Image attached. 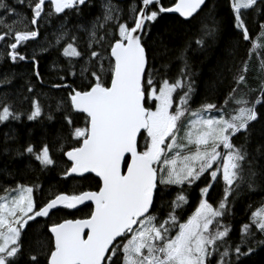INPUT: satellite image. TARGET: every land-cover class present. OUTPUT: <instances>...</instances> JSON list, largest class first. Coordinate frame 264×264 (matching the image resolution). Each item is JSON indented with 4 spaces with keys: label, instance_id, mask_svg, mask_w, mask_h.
I'll list each match as a JSON object with an SVG mask.
<instances>
[{
    "label": "snow or ice",
    "instance_id": "snow-or-ice-1",
    "mask_svg": "<svg viewBox=\"0 0 264 264\" xmlns=\"http://www.w3.org/2000/svg\"><path fill=\"white\" fill-rule=\"evenodd\" d=\"M23 7L30 28L18 31ZM96 7V0H0V41L12 65L0 75L22 82L13 103H0V127L19 125L3 132L0 156L22 162L32 178L13 189L20 195L11 206L0 203V264H248L264 252V209L252 213L237 241L227 239L222 221L242 185L264 187V73L251 100L233 87L248 85L244 49L250 24L264 32V0H128L127 7L102 0L101 11L89 15ZM242 9L251 10V21ZM170 14L196 28V38L177 43ZM41 28L57 39L29 52L25 45ZM189 51L210 65L203 95V69L193 71ZM172 53L183 61L174 82L164 78ZM49 56L50 70L41 73L40 59ZM16 101L29 108L18 112ZM232 103L238 108L228 117ZM31 123L40 126L38 139ZM132 125L134 151H123L117 167L100 159L101 140L113 134L115 157ZM185 125L183 147L194 151L178 163L172 153ZM18 175L0 167L10 183ZM45 176L53 177L50 191ZM90 177L94 188L80 183ZM221 181L214 207L207 198ZM70 182L67 194L62 186ZM193 186L198 207L189 215ZM29 230L44 242L40 249L25 244Z\"/></svg>",
    "mask_w": 264,
    "mask_h": 264
},
{
    "label": "trees",
    "instance_id": "trees-1",
    "mask_svg": "<svg viewBox=\"0 0 264 264\" xmlns=\"http://www.w3.org/2000/svg\"><path fill=\"white\" fill-rule=\"evenodd\" d=\"M102 3V0H96L97 7L96 9H93L89 12V15H92L94 13H99L101 11L100 4ZM121 4L124 7L128 6V0H121ZM133 6H135V0H133ZM243 13L246 14V19H249L251 21L252 19V13L251 10L242 9ZM224 18L227 19V12L224 14ZM171 19H169L166 23L168 24L169 28H171L177 35V43L184 41L187 38L186 34H191L192 38L195 37V33L197 31L196 28H192L191 26L181 25L177 22V18L174 15H170ZM30 17V12L27 7H23L19 13H18V20L17 23L14 24V28L18 31H25L29 30L30 24L28 23V18ZM251 27V34H250V42H246V49L244 51H247L248 55L246 59L249 61L251 58V47L252 44L258 39L259 35L261 34V30L259 27L255 24H250ZM2 34V33H0ZM57 39L56 35H54L53 30L51 28L44 30L41 28L40 35L36 38V40L28 41L25 45V47L28 49L29 52L31 51H40L43 47H47L48 45L55 42ZM84 40H87V37L83 38ZM4 42V41H3ZM9 41L8 43H10ZM5 43V42H4ZM6 44V43H5ZM6 44L5 46H7ZM217 53L209 52L208 56H216ZM7 56V52L4 48L0 51V73L7 72L8 69L12 68V65L10 63L5 62V58ZM188 56L190 57V64L193 69V71H199L203 69V76L198 78V90L203 95L206 92L205 85L203 83L204 80L207 79L208 73H209V67L207 63H202L205 61V56L203 54H197L189 51ZM262 61H264V50L260 53ZM50 60L51 57H46L43 59H40L39 62V70L41 73H47L50 70ZM163 63L167 65V68L165 69V76L164 78H168L170 82H174L176 79L180 78V71L183 68V61L179 58H177L176 53L168 54L164 57ZM158 67L160 65H157ZM264 66V63H263ZM23 70L27 71L30 69L31 65H22L21 66ZM260 72L254 74V78L250 80H259ZM250 83V81H249ZM22 87L21 81H13L12 83H5L4 82V76L0 75V103L3 104H10L13 103L14 97H16L20 89ZM233 87L236 88V85L233 84ZM252 89V88H251ZM250 89V92H251ZM253 93L251 94V99H253L255 96H257L259 93L257 89L252 90ZM179 92V90H178ZM178 93H174V95H177ZM250 95V94H249ZM247 96V95H246ZM42 99V97H41ZM197 100L200 99V97H196ZM215 102V101H214ZM220 103H224L223 99L220 101ZM15 106L19 111H26L29 108L28 104H24L21 106L18 101H16ZM26 124L29 122L25 121ZM31 127H34L36 129V137L34 139H38L39 137V130L40 126L37 123H31ZM11 127H19V125L12 121L8 125V127H0V140L3 138V132L8 131ZM261 163H264L262 161ZM0 167H7L12 173H17L19 171V175L15 178L14 183H10L12 181L13 177L9 176L7 178L0 177V196L4 195L6 192H9L13 190L14 188H18L21 184L24 186H30L31 181V175L30 173H27L23 170V164L19 160L12 159L11 157L6 156H0ZM54 175V174H53ZM42 180L44 182V186L46 189H49V184L52 182L53 177L52 176H45L42 177ZM73 183L70 182L65 187L66 193L70 194L71 189L73 187ZM80 183L91 185L93 188L95 187L96 180L92 177H90L88 180L80 181ZM203 186V184H201ZM222 187L223 184L220 182V184L215 185L209 193L208 201L213 204L214 207L217 206V200L222 195ZM242 191H240L239 195L235 198V203L233 206V211L230 216H226L222 223L226 224L230 228L229 237L227 239H230L231 241H237L240 236V230L243 224L250 223L251 222V216L252 213L256 212L258 209H260L264 205V187H257L255 191H250L245 185H242ZM50 191V189H49ZM191 195V201H192V207L190 209H186L189 215L194 214L195 208L198 207L197 200L199 198V189L195 186L190 190ZM88 209L84 208L81 212H76L75 216L77 218H80L84 216L87 213ZM64 213H59V217H63ZM68 218H71L69 216ZM186 218L183 222H186ZM57 219V216H53L52 220L53 222ZM212 231H215L216 226H211ZM24 241L26 245H30L33 249H40L42 244L44 243L41 239L37 238L34 233L29 230L28 233L24 236ZM248 264H264V252L260 253L257 256H254L251 258V260L248 261Z\"/></svg>",
    "mask_w": 264,
    "mask_h": 264
},
{
    "label": "rangeland",
    "instance_id": "rangeland-1",
    "mask_svg": "<svg viewBox=\"0 0 264 264\" xmlns=\"http://www.w3.org/2000/svg\"><path fill=\"white\" fill-rule=\"evenodd\" d=\"M240 2L242 3L243 0H240ZM263 50H264V32H261L258 39L252 44V47H251L252 53H251V58L249 59L250 69H249V76H248V78H250V79L254 78L255 72L256 73L260 72V74L264 73V66L262 63L261 56H260V53ZM0 51H1V48H0ZM250 79H248V85L247 86H236V93L235 94L237 96H239L243 99L251 100V94L253 93L252 90L258 88V81L259 80L256 79L253 81ZM249 81H250V83H249ZM250 89H251V92H250ZM225 106L227 108L226 116H228V117L235 114L234 110L238 108V105H236L235 103H232L231 105H225ZM186 131H187V125H185L184 130H182V132L179 134V146L172 153V156L177 158L178 163L180 160H182L184 155H190V154H192V151H194V149L191 146H189L188 148L183 147V145L187 144V139H186V136L184 135V132H186ZM19 195H20V193L18 191L13 192V190H11L9 192H6L4 195L0 196V203L11 206L12 199L15 196H19ZM261 209H264V205L260 209H258L257 211H260ZM6 211H7V209H5V212Z\"/></svg>",
    "mask_w": 264,
    "mask_h": 264
},
{
    "label": "water",
    "instance_id": "water-1",
    "mask_svg": "<svg viewBox=\"0 0 264 264\" xmlns=\"http://www.w3.org/2000/svg\"><path fill=\"white\" fill-rule=\"evenodd\" d=\"M174 15L175 14H170ZM36 39V38H35ZM139 122H136L138 124ZM136 125H132L127 131V137L123 143H121L117 150V155L113 157L111 155L112 144L114 142V136L112 133L107 134L99 143L97 155L100 159L110 162L114 167H117L122 159L123 151H134V133Z\"/></svg>",
    "mask_w": 264,
    "mask_h": 264
},
{
    "label": "flooded vegetation",
    "instance_id": "flooded-vegetation-1",
    "mask_svg": "<svg viewBox=\"0 0 264 264\" xmlns=\"http://www.w3.org/2000/svg\"><path fill=\"white\" fill-rule=\"evenodd\" d=\"M33 40H36V39H33ZM30 41H32V40H30ZM5 45L6 44L3 41H0V48L1 49L4 48L6 50V52L8 53L10 51V48L8 45L7 46H5Z\"/></svg>",
    "mask_w": 264,
    "mask_h": 264
}]
</instances>
